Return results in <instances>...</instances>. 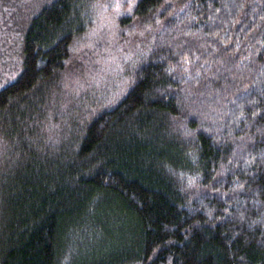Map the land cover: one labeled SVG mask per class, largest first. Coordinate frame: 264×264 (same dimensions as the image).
I'll list each match as a JSON object with an SVG mask.
<instances>
[{
    "label": "trees",
    "instance_id": "trees-1",
    "mask_svg": "<svg viewBox=\"0 0 264 264\" xmlns=\"http://www.w3.org/2000/svg\"><path fill=\"white\" fill-rule=\"evenodd\" d=\"M28 1L0 0V264H264V0H136L123 89L65 97L91 0Z\"/></svg>",
    "mask_w": 264,
    "mask_h": 264
},
{
    "label": "rangeland",
    "instance_id": "rangeland-1",
    "mask_svg": "<svg viewBox=\"0 0 264 264\" xmlns=\"http://www.w3.org/2000/svg\"><path fill=\"white\" fill-rule=\"evenodd\" d=\"M28 1V0H21ZM35 0L23 3V7L32 4ZM136 0H91L88 26L81 36L75 40L72 47V58L81 62V70L75 74L74 81L66 83L63 96L69 92H88L94 94L104 90L106 86L110 92L122 87V72L128 63L131 51L135 45L130 32L119 27V18L131 13ZM30 9L24 10L22 17ZM87 11V12H86ZM84 11L83 16L88 13ZM10 15L12 16L11 12ZM10 16V18H12ZM15 20L17 16H13ZM15 23L10 19L4 29H0V72L7 71L16 59L17 35L14 33ZM121 89V90H122ZM114 94V93H113Z\"/></svg>",
    "mask_w": 264,
    "mask_h": 264
}]
</instances>
